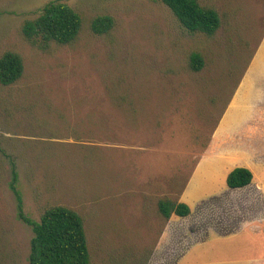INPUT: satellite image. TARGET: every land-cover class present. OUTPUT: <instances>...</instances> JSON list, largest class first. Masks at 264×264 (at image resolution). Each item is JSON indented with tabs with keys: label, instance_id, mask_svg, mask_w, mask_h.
Instances as JSON below:
<instances>
[{
	"label": "rangeland",
	"instance_id": "rangeland-1",
	"mask_svg": "<svg viewBox=\"0 0 264 264\" xmlns=\"http://www.w3.org/2000/svg\"><path fill=\"white\" fill-rule=\"evenodd\" d=\"M49 1L82 24L73 43L42 50L20 27ZM199 1L219 15L212 35L185 29L160 0H0V55L23 61L22 76L0 84V264H28L32 236L16 214L12 167L31 220L53 205L80 214L90 264H225L264 251V231L216 232L254 215L258 188L204 174L248 162L264 181V150L248 149L264 141V106H234L264 86V0ZM100 15L113 24L98 35L90 22ZM161 197L190 213L164 219Z\"/></svg>",
	"mask_w": 264,
	"mask_h": 264
},
{
	"label": "trees",
	"instance_id": "trees-1",
	"mask_svg": "<svg viewBox=\"0 0 264 264\" xmlns=\"http://www.w3.org/2000/svg\"><path fill=\"white\" fill-rule=\"evenodd\" d=\"M166 5L178 22L188 31L212 35L220 24L217 11L199 0H160ZM82 24L81 16L66 3L49 1L39 14L22 22L20 32L31 45L47 50L52 44L69 45L75 41ZM113 19L109 15L94 17L90 30L94 34H103L110 30ZM203 66L200 53L189 55V68L199 71ZM23 72L21 56L14 51H4L0 55V84L8 86L15 83ZM17 174L12 167L8 183L15 202L17 217L31 226L29 239L28 264H90L85 229L82 217L75 210L53 205L45 208L39 220H31L22 209L21 194L16 187ZM252 180L251 171L245 166H233L225 175L227 189H239ZM227 193H221L218 200H226ZM157 212L164 219L171 215L184 217L190 213V207L183 201H174L167 197L156 201ZM241 218V216H239ZM238 218V219H239ZM237 221V220H236ZM236 222L216 229L217 234L235 230Z\"/></svg>",
	"mask_w": 264,
	"mask_h": 264
},
{
	"label": "crops",
	"instance_id": "crops-1",
	"mask_svg": "<svg viewBox=\"0 0 264 264\" xmlns=\"http://www.w3.org/2000/svg\"><path fill=\"white\" fill-rule=\"evenodd\" d=\"M260 77L264 78L263 75ZM257 78H259V77H257ZM249 92L250 93L247 94V96L245 97L246 100L243 101V103H242V101H240L241 103L239 105L234 104V106H241V107H239L241 109L246 108V107H248L250 109H255L254 107L264 106V86L263 85L257 86V84H254L251 87V89L249 90ZM234 103H238L237 100ZM251 126H253L252 123H251ZM260 134L264 135V130H261ZM258 138H261V137L258 136L255 139V141ZM258 140H260V139H258ZM248 149L253 150V151H258V152L263 151L264 150V141H259V142H254V143L252 142L249 145ZM256 156H257V154H256ZM257 157L258 158L255 161L257 163L261 164L262 169L264 170V152H261ZM207 163H213V162H207ZM247 164H248V162H246L244 164H237V165L247 167L252 173V180L247 186H251V184H253L258 188L257 190H255V193H254V196L259 200L255 205V213H254V215H252L251 217H248V218H242L241 217L238 219L236 217L234 219V220H237L236 221L237 227L235 228V230L227 232V233H223V234H217V235L226 236V235L234 234L237 232H241L245 228H248L251 231H264V181H262V179H263L262 176H260V177L256 176L255 177L254 173L247 166ZM201 166H203V165H201ZM215 168L217 169L216 171H215ZM231 168H228L226 171H224L225 169L221 170L217 164H210L207 167V169L210 173L204 172V174L208 175V176L209 175L211 176L214 174H220V176L224 179L227 171ZM247 186H245V187H247ZM224 192H226V190L220 192L219 194L224 193ZM182 201L185 202L184 200H182ZM207 236H208V234L206 235V237ZM257 243L253 242V245L251 247H249L250 249H252V251H254V254L257 253L255 251V249L260 247V245H262L261 242H260V245ZM222 263H224V262H222ZM225 264H264V251L258 252L257 255L249 256L246 258H232L230 261H228V262L226 261Z\"/></svg>",
	"mask_w": 264,
	"mask_h": 264
}]
</instances>
